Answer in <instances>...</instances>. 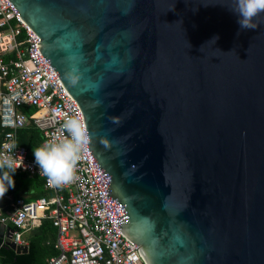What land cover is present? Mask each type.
<instances>
[{
  "label": "water",
  "instance_id": "water-1",
  "mask_svg": "<svg viewBox=\"0 0 264 264\" xmlns=\"http://www.w3.org/2000/svg\"><path fill=\"white\" fill-rule=\"evenodd\" d=\"M10 1L145 264H264V13L242 29L233 0Z\"/></svg>",
  "mask_w": 264,
  "mask_h": 264
},
{
  "label": "built area",
  "instance_id": "built-area-1",
  "mask_svg": "<svg viewBox=\"0 0 264 264\" xmlns=\"http://www.w3.org/2000/svg\"><path fill=\"white\" fill-rule=\"evenodd\" d=\"M37 39L11 1L0 0V153L6 143L15 142L12 155L23 157L17 170L39 176L49 190L30 199L5 194L8 209L0 211V221L12 224L10 238L21 244V233L48 217L55 228L56 252L45 264H145L137 246L113 224L100 175L85 146L73 181L56 187L16 141V130L28 123L39 129L41 145L63 140L68 138L65 120L81 119L76 103L41 58ZM28 106L35 109L26 112Z\"/></svg>",
  "mask_w": 264,
  "mask_h": 264
},
{
  "label": "clouds",
  "instance_id": "clouds-1",
  "mask_svg": "<svg viewBox=\"0 0 264 264\" xmlns=\"http://www.w3.org/2000/svg\"><path fill=\"white\" fill-rule=\"evenodd\" d=\"M234 7L231 11L239 17L238 23L242 29H255L253 23L257 15L264 13V0H233ZM218 37H214L215 41ZM68 138L53 140L44 143L33 150L35 163L49 182L60 187L69 184L74 179V170L80 159V151L90 141L86 122L78 118H68L63 124ZM16 143H6L5 152L0 153V198L6 194L9 188L14 187L11 173L23 167L22 155L13 156Z\"/></svg>",
  "mask_w": 264,
  "mask_h": 264
},
{
  "label": "trees",
  "instance_id": "trees-1",
  "mask_svg": "<svg viewBox=\"0 0 264 264\" xmlns=\"http://www.w3.org/2000/svg\"><path fill=\"white\" fill-rule=\"evenodd\" d=\"M35 108L30 106L26 112H31ZM41 133L32 124L28 123L24 127L16 130V140L19 144L25 146L29 157L34 159L33 150L41 147ZM35 160V159H34ZM14 180V187L9 188L6 192L12 198L23 196L25 199L45 195L47 191L42 186V179L35 174L28 175L24 171L17 170L11 173ZM8 209L6 198H0V211L4 213ZM7 224L12 227V224ZM55 228L48 217L42 218L36 226L28 229L24 239L26 244L25 251H15L9 246L2 243L0 237V264H45L49 255L56 252L52 246Z\"/></svg>",
  "mask_w": 264,
  "mask_h": 264
},
{
  "label": "crops",
  "instance_id": "crops-1",
  "mask_svg": "<svg viewBox=\"0 0 264 264\" xmlns=\"http://www.w3.org/2000/svg\"><path fill=\"white\" fill-rule=\"evenodd\" d=\"M28 107H30V106H28ZM28 107H26V108H28ZM26 108L24 109V110H26ZM38 129V128H37ZM39 130V129H38ZM17 141V140H16ZM41 143V142H40ZM28 175H30V174H28ZM39 177V176H38ZM45 189V188H44ZM46 191H47V193L46 194H48L49 193V190H47V189H45ZM7 194V193H6ZM11 197V196H10ZM12 198V197H11ZM4 225H8L7 224V222L6 223H4ZM28 230H25V231H23L22 233H21V235H20V242H21V244H25V239H24V236H25V233L27 232ZM53 241V240H52Z\"/></svg>",
  "mask_w": 264,
  "mask_h": 264
}]
</instances>
